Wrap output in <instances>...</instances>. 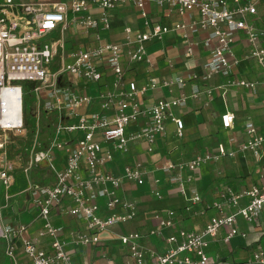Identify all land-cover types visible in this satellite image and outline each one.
<instances>
[{
	"label": "built area",
	"instance_id": "built-area-1",
	"mask_svg": "<svg viewBox=\"0 0 264 264\" xmlns=\"http://www.w3.org/2000/svg\"><path fill=\"white\" fill-rule=\"evenodd\" d=\"M128 4L140 11L146 30L134 32L128 27L123 44H100L101 33L112 26L111 14ZM149 4L168 6L171 13L176 11L190 21H179L171 26L152 24L145 11ZM95 9L100 10L99 14ZM257 14L255 4L241 0L0 1V181L7 190L14 184L15 166L8 158L10 147L5 137L25 131V97L29 95L36 100L37 113L44 111L49 115L51 135L47 149L37 150L36 144L32 148L24 172L30 179L33 170L46 165L54 176L53 183H30L26 190L32 207L43 221L38 239H50L47 249L40 247V241L26 236V225L8 226L0 219V240L4 242L9 264H21L22 255L28 264H75L70 252L79 247L100 245L103 234L138 218L137 204L126 200L119 192L124 179L144 185V167L140 163L125 165L120 176L102 169L117 157H123L132 141L153 144L165 132L167 120L176 124L177 136L183 137L184 122L170 110L186 105L188 98L159 100L149 107L142 106L140 94L156 85L151 83L139 89L135 82L127 80L125 63L149 64L147 44L150 40L163 39L170 32L182 33L186 52L192 56L196 46L193 37L211 32L205 45L210 46L213 41L216 44L204 65L203 79L225 77L227 81L220 87L224 92L236 87L257 90L260 85L264 87V80L249 82L232 75L233 67L242 61L234 51L238 32H243L249 43L243 59L255 60L264 72V25L257 26L246 19ZM74 29L92 35L98 44L85 48L68 46L67 35ZM108 73L112 74L113 81L110 88L100 94L101 111L87 112L94 98L78 92L72 85L73 79L96 84ZM21 83H26L27 87ZM179 83L183 85V81ZM208 95L211 96L212 91H208ZM142 117H147L148 123L137 132L129 133L131 125ZM39 120L40 117L38 129ZM221 121L224 129H231L235 115L227 111ZM247 131L252 137L239 145L237 152L259 155L264 137L257 134L252 123L247 124ZM236 154L221 144L217 155L196 157L186 167L194 171L202 163ZM178 169L173 163L163 167L166 174H172V182L181 184V193L187 195L190 189L183 185V177L176 174ZM156 195L161 197L159 192ZM190 201L200 204L202 197L196 193ZM213 208L215 215L199 231L178 228L177 211L168 210L153 215L157 228L147 233L118 235L119 244L126 249L127 264H231L212 252L211 245L215 242L229 245L237 236L246 238L247 233L239 228L240 218L249 225L261 223L264 186L254 185L243 190L226 188ZM55 212L78 218L84 226L67 235L64 227L52 222ZM168 229L175 232L165 237V250L146 245L149 237L163 236ZM251 263L264 264L262 248L254 250Z\"/></svg>",
	"mask_w": 264,
	"mask_h": 264
},
{
	"label": "crops",
	"instance_id": "crops-1",
	"mask_svg": "<svg viewBox=\"0 0 264 264\" xmlns=\"http://www.w3.org/2000/svg\"><path fill=\"white\" fill-rule=\"evenodd\" d=\"M241 1L251 2L258 9L256 16L249 15L246 19L257 26L264 25V0ZM169 9L168 6L161 8L149 4L145 11L152 24L171 26L179 21L186 23L190 21L188 17L182 18L176 11L171 13ZM94 12L99 14L100 10L95 9ZM110 18L112 26L101 33L100 44L108 42L123 44L125 29L128 27L134 32L146 30L140 11L132 4L118 9ZM210 33L202 32L193 37L196 46L192 56L186 52L187 46L182 33L170 32L163 39L150 40L147 44L151 61L149 64L125 63L127 80L135 82L139 89L150 86L151 83L156 85V88H150L140 94L139 101L142 106L149 107L159 100L166 102L182 97L188 98L186 105L170 110L174 117L183 120L184 133L183 137H178L176 124L167 120L165 132L158 136L153 144L144 140L132 141L123 157H117L114 162L102 169L104 172L120 176L125 165L140 163L144 167L146 172L144 185L124 179L119 192L123 198L137 204L139 216L134 221L103 234L100 245L73 250L76 253L75 264H127L126 249L119 244L117 236L129 232L147 233L150 229L157 228L158 224L153 218L156 212L177 211L178 228L199 231L215 215L213 203L220 201L221 193L226 188L243 190L254 185L264 186V146L259 155L253 152H237L239 145L252 137L247 131V124L252 123L257 129V134L264 137V87L260 85L257 90L236 87L224 92L220 87L226 83L225 77L218 75L210 80H204L203 76L206 72L204 65L210 60L212 49L216 44L213 41L210 46L205 45ZM235 37L234 51L242 61L233 67V77L249 82H262L264 72L258 63L255 60L243 59L249 50L248 39L243 32H238ZM67 42L68 46L74 48L98 44L92 35L79 29H74L67 35ZM195 76L197 78H194ZM179 80L183 81V85ZM112 81L113 76L108 73L99 83L91 84L74 78L72 85L78 92L89 94L94 98L87 112H99L101 111L100 94L110 88ZM166 83L168 86H165ZM208 91H212L211 96L208 95ZM195 93H199L198 97L193 96ZM227 111L235 115V123L231 129H224L222 126L221 118ZM148 120L147 117L140 118L131 125L128 132L131 134L137 132L148 123ZM221 144L225 145L229 152H236V156L207 161L194 171L186 167L196 157L217 155ZM167 163L178 165L176 174L183 177V185L190 189L187 195L181 193L180 183L171 181L172 174L163 171ZM46 167L44 165L34 170L36 174L30 176V179L25 177L29 183L21 194L25 198L26 205L7 202L4 208L9 209L11 214L7 218H3L0 214L4 225H26L28 227L26 236L40 241L39 245L43 249L48 248L47 243L50 239H38V231L43 226V221L32 207L26 190L30 183L40 184L36 182L40 179V175H44L42 179L46 181L40 185L54 182L53 174ZM156 192H159L161 197H158ZM196 193L202 197L200 204H193L190 201ZM239 220V228L243 233H247V237L237 236L229 245L215 242L211 245V250L216 252L222 261L231 264H253L251 260L254 250L258 248L264 250V213L261 216V223L256 225H249L241 218ZM52 222L64 227L67 235L84 226V222L78 218L60 212L53 213ZM174 232V229L164 230L163 236L149 237L145 243L149 247L163 251L166 248L165 237ZM223 235L224 231L221 232L222 237ZM90 257L92 258L89 259ZM21 261V264H28V260L23 255Z\"/></svg>",
	"mask_w": 264,
	"mask_h": 264
},
{
	"label": "rangeland",
	"instance_id": "rangeland-1",
	"mask_svg": "<svg viewBox=\"0 0 264 264\" xmlns=\"http://www.w3.org/2000/svg\"><path fill=\"white\" fill-rule=\"evenodd\" d=\"M25 88L26 83H21ZM26 120L27 126L24 132L20 134H7L6 141L9 144L8 149V158L15 166L14 177L15 184L9 190H7L3 183L0 181V214L3 218H7L9 214V209L4 208L5 205L8 204H19L26 205L25 198L21 194L27 187L28 181L25 179L26 174L24 172L25 168L29 165V159L31 151L33 150L35 144L37 150L47 149L49 145V137L50 133V120L44 111L41 113H37V105L36 100L33 96H26ZM39 127L38 129V118ZM36 173L34 170L31 172V177H33ZM40 179L36 182L43 184L44 181L42 177L44 175H40ZM11 196V198L7 201V196ZM4 242L0 240V264H9V260L5 256L4 252ZM72 257L76 256V253L70 252ZM111 256V255H110ZM90 257L89 259H91ZM92 260H90L91 262Z\"/></svg>",
	"mask_w": 264,
	"mask_h": 264
},
{
	"label": "trees",
	"instance_id": "trees-1",
	"mask_svg": "<svg viewBox=\"0 0 264 264\" xmlns=\"http://www.w3.org/2000/svg\"><path fill=\"white\" fill-rule=\"evenodd\" d=\"M258 10V9H257ZM263 22H264V20H263ZM263 25V24H262Z\"/></svg>",
	"mask_w": 264,
	"mask_h": 264
}]
</instances>
